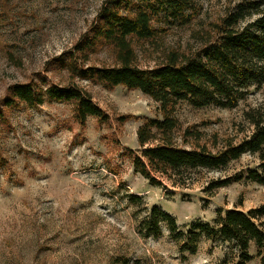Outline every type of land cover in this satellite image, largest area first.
<instances>
[{"label": "rangeland", "instance_id": "374dc122", "mask_svg": "<svg viewBox=\"0 0 264 264\" xmlns=\"http://www.w3.org/2000/svg\"><path fill=\"white\" fill-rule=\"evenodd\" d=\"M191 1L186 24L169 26L155 42H136L139 67H153L165 51L193 54L234 0ZM103 2L0 0V99L17 83L68 84L58 60L87 33ZM90 64L112 65L109 49L100 48ZM73 82L90 93L106 119L89 116L81 125L71 104L46 100L9 110L0 128V264H235L236 252L222 242L201 237L190 254L180 251L165 224L159 235L145 238L138 227L152 206L186 230L230 209L264 205V184L244 178L258 157L244 154L223 169H197L184 183L154 174L161 184H150L131 157L141 150L138 127L161 118L159 104L138 89ZM257 107L264 108V83L251 86L233 109L179 102L176 143L186 128L201 133L199 143L212 152L226 139L238 143L252 131L244 113ZM240 173L241 180L210 190L211 183ZM131 194L141 201H130ZM249 253L246 264H264V248L257 253L251 243Z\"/></svg>", "mask_w": 264, "mask_h": 264}, {"label": "trees", "instance_id": "16d2710c", "mask_svg": "<svg viewBox=\"0 0 264 264\" xmlns=\"http://www.w3.org/2000/svg\"><path fill=\"white\" fill-rule=\"evenodd\" d=\"M191 0H104L87 33L58 61L71 79L66 85H40L35 82L8 86L0 99V128L6 126L9 110L19 104L39 106L44 101L72 105L74 118L84 125L89 116L106 119L89 92L73 80H86L112 89L124 86L138 89L159 104L161 118L147 119L136 132L141 148L131 157L134 170L159 185L154 174L184 183L187 174L197 169H223L244 154L256 155L258 164L247 169L244 178L264 184V108L244 113L251 125L250 135L238 143L226 139L221 150L212 152L201 145V133L186 128L176 143V105L185 101L194 108L215 106L233 109L245 99L251 86L264 83V0H234L225 15L215 23L213 36L193 54L171 50L163 52L153 67L136 64L137 41L155 42L169 26L186 24ZM102 47L109 49L112 65H91L90 58ZM190 147L187 150L185 147ZM242 179V174L211 183L210 190ZM132 202H140L135 194ZM264 205L242 212L230 209L218 214L212 223L195 221L186 230L175 218L152 206L139 224L142 237L157 236L165 224L170 236L180 243V251L193 254L201 237L222 242L236 252L235 264L251 260L249 247L259 253L264 248ZM126 264L128 262L126 261Z\"/></svg>", "mask_w": 264, "mask_h": 264}]
</instances>
